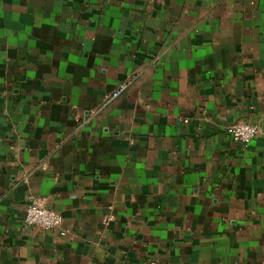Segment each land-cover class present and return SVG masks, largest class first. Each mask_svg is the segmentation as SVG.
I'll return each instance as SVG.
<instances>
[{"label": "crops", "instance_id": "obj_1", "mask_svg": "<svg viewBox=\"0 0 264 264\" xmlns=\"http://www.w3.org/2000/svg\"><path fill=\"white\" fill-rule=\"evenodd\" d=\"M0 264H264V0H0Z\"/></svg>", "mask_w": 264, "mask_h": 264}, {"label": "built area", "instance_id": "obj_2", "mask_svg": "<svg viewBox=\"0 0 264 264\" xmlns=\"http://www.w3.org/2000/svg\"><path fill=\"white\" fill-rule=\"evenodd\" d=\"M127 86H122L112 94L106 96L103 105L106 106L117 100L126 90ZM262 130L250 123H236L226 128V134L236 143L248 146L259 138ZM111 220L104 222L105 225ZM63 224V216L56 210L50 209L46 205L44 198H31L25 211L24 225L28 228H41L45 231H56Z\"/></svg>", "mask_w": 264, "mask_h": 264}]
</instances>
